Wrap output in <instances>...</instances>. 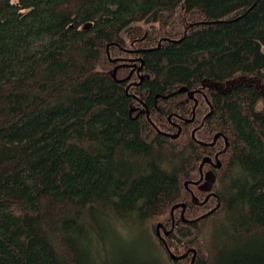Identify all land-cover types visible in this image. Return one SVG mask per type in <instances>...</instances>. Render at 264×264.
<instances>
[{"label":"trees","instance_id":"1","mask_svg":"<svg viewBox=\"0 0 264 264\" xmlns=\"http://www.w3.org/2000/svg\"><path fill=\"white\" fill-rule=\"evenodd\" d=\"M181 86L200 91L189 123ZM263 94L264 0H0V264H165L145 224L169 229L177 203L203 214L214 199L183 184L222 136L219 207L175 209L163 238L192 264H264ZM120 226L146 247L109 263L93 242Z\"/></svg>","mask_w":264,"mask_h":264},{"label":"water","instance_id":"2","mask_svg":"<svg viewBox=\"0 0 264 264\" xmlns=\"http://www.w3.org/2000/svg\"><path fill=\"white\" fill-rule=\"evenodd\" d=\"M108 46H106V49H107ZM144 51V50H142ZM107 57L110 61H115V60H112L109 58V55L107 53ZM137 61H139L140 65H139V68L137 69L136 73L138 75V82L136 83H133L134 85H138L142 80H143V76L139 75V71L141 69V66H142V60L141 59H137ZM127 78L123 79L124 81L127 80ZM122 80V81H123ZM129 86V85H128ZM128 86L126 87V90L128 88ZM200 91L198 89L196 90H189L187 89L185 86H181L177 89L176 93H185L186 94V97L188 100H192L193 101V107H192V116L190 119H187L185 120L186 122H192L193 118H194V108L197 104V100L195 99L194 97V94L195 93H199ZM134 97V96H133ZM131 111H133V109H130V113ZM211 107H209V111L208 113L203 117L201 123L199 124V126L197 128H199L202 123L204 122V120L211 114ZM146 116H148V112L146 111ZM170 117H168L169 119ZM196 129V128H195ZM195 129H193L191 131V137L194 139V132H195ZM180 126L177 125V131L174 133V134H167L171 139H175L177 138V136L179 135L180 133ZM222 136V134L220 133H215L213 135V138L211 140V142L209 143H203L201 141H197L200 145H206V146H210L212 147L215 143V141L217 140L218 137ZM223 137V140H224V146L223 148L218 151L213 159H211L209 156H204L200 163H199V166H198V173H199V178L197 180H194V181H185L184 182V187L186 188V190L189 192L190 194V199H191V203L195 206H202L210 196H214L216 198V204L213 208H211L210 210H208L207 212L203 213L202 215L198 216L197 218H194V219H185L183 214H184V210H185V204L184 203H177V204H174L173 206H171L170 208V211H169V214H170V227L169 229H166L161 223H156L155 226H154V229H155V234H156V237L163 243L165 249H166V252H167V256L169 258L170 261L172 262H176V261H180L184 258L187 257V255L189 253H191V257H190V261L188 264H192L193 261H194V258H195V250L193 248H188L186 249L182 254H179V255H175L174 253H172L168 247L166 246V243L164 241V238L163 237H166L168 236L172 230H173V227H174V217H173V211L177 208H180V214H179V218L182 222L184 223H191V222H194L202 217H205L207 215H209L211 212H213L214 210H216L218 207H219V204H220V199L218 198L217 195H215L211 189L216 181V176H215V173L213 170H207L205 173L202 172V167L203 165L205 164H208L212 167V169H219L220 166H221V162L219 161L218 159V155L219 154H222L225 152L226 148L228 147V142L226 140V138L224 136ZM188 184H191V185H194L196 186L197 190L202 192V193H207V195L203 198L202 201H199V199L193 194V192L187 187ZM160 232H162V236L160 235Z\"/></svg>","mask_w":264,"mask_h":264},{"label":"rangeland","instance_id":"3","mask_svg":"<svg viewBox=\"0 0 264 264\" xmlns=\"http://www.w3.org/2000/svg\"><path fill=\"white\" fill-rule=\"evenodd\" d=\"M15 2L16 0H12ZM144 30L147 26L140 25ZM133 43L128 42L126 47L121 48V53L118 55V59L125 65L131 66L134 61H137V56H133L132 52L135 50L133 47ZM258 107L260 109H264V94L262 95V99L259 102ZM215 205V202L212 200L211 203L206 208L197 209L194 213L195 215H199L207 212V210ZM179 215V212H178ZM158 219H156L157 221ZM156 221H152L146 223V229L148 230L149 235L152 239L156 240V237L152 235V230L154 229V225ZM150 240V239H149ZM153 240L148 241V245L151 247H155V242ZM94 247L99 250V254L104 256V259L108 260L110 263L112 259H120L121 261H126L131 258L132 255H136L138 251L142 250L146 247L144 234L136 228L120 226L117 228V232L115 234L105 231L103 234L93 242ZM184 242H180L178 246H175L176 251L183 252L184 251ZM133 259V258H132ZM140 261L138 258H134L135 260ZM111 260V261H110ZM189 260V259H188ZM188 260L182 262H176V264H188ZM165 264H171L169 260H164Z\"/></svg>","mask_w":264,"mask_h":264},{"label":"flooded vegetation","instance_id":"4","mask_svg":"<svg viewBox=\"0 0 264 264\" xmlns=\"http://www.w3.org/2000/svg\"><path fill=\"white\" fill-rule=\"evenodd\" d=\"M133 65H135V63H133ZM138 104H139V103H138ZM133 109H134L135 117L141 115L142 112H143V108L141 107V104L135 106ZM173 122H174V121H173ZM174 123H175V122H174ZM174 123L172 124V126H174V127L177 129V125H175L176 123H175V124H174ZM198 123H199V122H198ZM198 123H197V124H192V126H191V130L194 129V127H196V126L198 125ZM220 149H221V148H220ZM220 149H218L217 151H219ZM214 155H215V154H214ZM207 166H208V168L202 170L203 173H205L207 170H212V167H211L210 165L207 164ZM214 184H215V183H214ZM211 191H212L215 195H217V193L214 191V185H213ZM206 195H207V193H204V197H205ZM209 198H210V199H214V201H215V203H216V198H215L214 196H210ZM211 208H212V207H211ZM211 208H209L208 210H210ZM208 210H207V211H208ZM161 233H162V232H161ZM186 249H188V248H186ZM186 249H184V251H185ZM188 255H189L188 263H189V261H190V257H191V253H189ZM188 255H187V256H188Z\"/></svg>","mask_w":264,"mask_h":264}]
</instances>
